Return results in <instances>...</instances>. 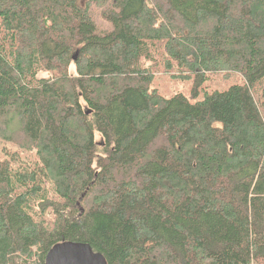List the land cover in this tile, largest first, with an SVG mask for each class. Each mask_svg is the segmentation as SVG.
Listing matches in <instances>:
<instances>
[{
    "label": "trees",
    "instance_id": "trees-1",
    "mask_svg": "<svg viewBox=\"0 0 264 264\" xmlns=\"http://www.w3.org/2000/svg\"><path fill=\"white\" fill-rule=\"evenodd\" d=\"M142 58L242 82L165 97ZM263 81L264 0H0V129L37 154L0 162V264H264Z\"/></svg>",
    "mask_w": 264,
    "mask_h": 264
},
{
    "label": "rangeland",
    "instance_id": "rangeland-1",
    "mask_svg": "<svg viewBox=\"0 0 264 264\" xmlns=\"http://www.w3.org/2000/svg\"><path fill=\"white\" fill-rule=\"evenodd\" d=\"M85 0H79L80 5H83ZM141 68H145L148 70L154 78L152 79V82L150 84L151 89H156L159 93L164 95L165 97H170L176 93H181L185 96H190L192 93L193 86L196 81L199 82V92L196 97L201 98L203 91L211 92L213 90H224L228 88L229 86L233 84H238L242 82V79L237 74L232 73H207L206 77L200 81V76L195 73H190L187 76L188 77H174L173 74L180 73L176 70L174 67V71L171 70H164L162 61L160 62V65L156 62L151 63L150 60H147L145 58H142L140 61ZM73 70V69H72ZM52 72L50 71H42L37 75L39 79H46L52 77ZM72 74V73H71ZM264 89V81L262 85H258L255 90L257 91V94L260 95L261 89ZM1 135H7L12 140H8L3 138ZM23 140L25 142V139L22 137L20 133H13L8 135L6 132V128H4V131L0 129V162L7 160V158L11 157H18L20 160H24L28 163H35L37 160V154L36 150L32 145H28L30 148H25L21 146L23 144L19 143V140ZM96 140L99 141V136L96 135ZM26 143V142H25ZM11 165L16 168L17 165L11 163ZM51 195V194H50ZM50 195H48L50 197ZM83 196L80 197V199ZM44 217L46 220L53 219L54 215L52 211L49 209L46 210V213L44 214Z\"/></svg>",
    "mask_w": 264,
    "mask_h": 264
},
{
    "label": "water",
    "instance_id": "water-1",
    "mask_svg": "<svg viewBox=\"0 0 264 264\" xmlns=\"http://www.w3.org/2000/svg\"><path fill=\"white\" fill-rule=\"evenodd\" d=\"M76 59V55L73 56ZM44 264H107L104 256L85 242L54 245L45 255Z\"/></svg>",
    "mask_w": 264,
    "mask_h": 264
}]
</instances>
